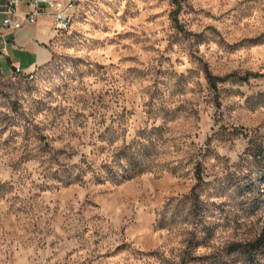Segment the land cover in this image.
Segmentation results:
<instances>
[{"label":"rangeland","instance_id":"obj_1","mask_svg":"<svg viewBox=\"0 0 264 264\" xmlns=\"http://www.w3.org/2000/svg\"><path fill=\"white\" fill-rule=\"evenodd\" d=\"M45 47L0 55V264H264V0H78Z\"/></svg>","mask_w":264,"mask_h":264},{"label":"built area","instance_id":"obj_2","mask_svg":"<svg viewBox=\"0 0 264 264\" xmlns=\"http://www.w3.org/2000/svg\"><path fill=\"white\" fill-rule=\"evenodd\" d=\"M77 4L78 0H6L0 26V54L8 56L9 32L14 33L24 25L36 23L42 16L50 18L53 32L68 30ZM11 70L15 74H28L15 62L11 63Z\"/></svg>","mask_w":264,"mask_h":264},{"label":"crops","instance_id":"obj_3","mask_svg":"<svg viewBox=\"0 0 264 264\" xmlns=\"http://www.w3.org/2000/svg\"><path fill=\"white\" fill-rule=\"evenodd\" d=\"M6 3V0H0V26H1V22L2 19L4 17V5ZM34 31V35H35V39H34V44H32V47H28L29 51H32L33 54L35 56H40L43 58L41 63L38 64H34V67L28 71L31 72L33 71V69L45 62H47L50 59V52L48 51V49L45 47V44L48 42V40L51 38L53 30L51 29V21L49 17L46 16H42L38 19V21L36 23H34L31 28ZM19 30L15 31L14 33H10L7 36V39L11 36H13L14 34H16ZM9 40V39H8ZM12 42V41H11ZM0 47H1V41H0ZM9 46L7 47V52H8V56L7 59L9 60L10 64L12 62H15L17 64H19V66H22V61L20 59H13V61L10 60V53H9ZM1 55V54H0ZM28 67H25V69ZM22 69V68H21ZM24 72L25 70L22 69Z\"/></svg>","mask_w":264,"mask_h":264},{"label":"trees","instance_id":"obj_4","mask_svg":"<svg viewBox=\"0 0 264 264\" xmlns=\"http://www.w3.org/2000/svg\"><path fill=\"white\" fill-rule=\"evenodd\" d=\"M176 11L177 10H175L173 12V14H175ZM173 19H174V22L176 23V25L181 28L177 18L174 17ZM28 73L32 74L33 72H28ZM204 73H205V78H206L207 82L209 83V85L213 89H216V82L217 81L224 80V79H226V77H229V76H236V74L233 73V74H229L225 77H218V76L212 74L211 71L208 70L207 68H205ZM259 75L260 74H257V73H246L242 76H238V79H240L242 81H246L251 77H257ZM26 77H29V75L27 74ZM258 159H260V160H258V162L261 164V169H260L261 174L264 175V161L261 158H258ZM238 250L242 251L248 257V259L250 261H258L260 258L259 256H264L263 238L260 237V238H257L256 240L252 241V242L243 243V244L234 243V244L230 245L228 248L229 252H235Z\"/></svg>","mask_w":264,"mask_h":264},{"label":"bare ground","instance_id":"obj_5","mask_svg":"<svg viewBox=\"0 0 264 264\" xmlns=\"http://www.w3.org/2000/svg\"><path fill=\"white\" fill-rule=\"evenodd\" d=\"M76 11V10H75ZM75 14V13H74ZM28 75H29V73H28Z\"/></svg>","mask_w":264,"mask_h":264}]
</instances>
